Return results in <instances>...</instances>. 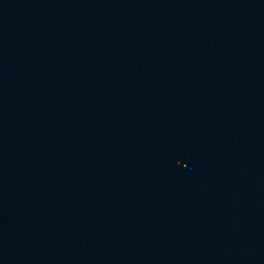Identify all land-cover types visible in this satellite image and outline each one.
I'll list each match as a JSON object with an SVG mask.
<instances>
[{
  "label": "water",
  "instance_id": "obj_1",
  "mask_svg": "<svg viewBox=\"0 0 264 264\" xmlns=\"http://www.w3.org/2000/svg\"><path fill=\"white\" fill-rule=\"evenodd\" d=\"M0 264H264V0H0Z\"/></svg>",
  "mask_w": 264,
  "mask_h": 264
}]
</instances>
